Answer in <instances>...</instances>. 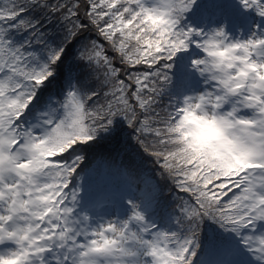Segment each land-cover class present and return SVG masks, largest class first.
<instances>
[{"label":"snow or ice","instance_id":"snow-or-ice-1","mask_svg":"<svg viewBox=\"0 0 264 264\" xmlns=\"http://www.w3.org/2000/svg\"><path fill=\"white\" fill-rule=\"evenodd\" d=\"M0 264H264V0H0Z\"/></svg>","mask_w":264,"mask_h":264}]
</instances>
